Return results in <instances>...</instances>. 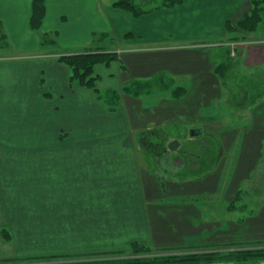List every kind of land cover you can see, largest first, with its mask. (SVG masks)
Returning <instances> with one entry per match:
<instances>
[{"label": "crops", "instance_id": "1", "mask_svg": "<svg viewBox=\"0 0 264 264\" xmlns=\"http://www.w3.org/2000/svg\"><path fill=\"white\" fill-rule=\"evenodd\" d=\"M114 1L46 0L33 30L32 0H0L12 44L31 37L40 45V34L53 39L66 25L82 49L99 31L119 45L116 59L94 67L95 89L71 84L59 53L0 58V210L11 230L42 255L264 242V99L246 118L225 115L226 81L214 73L222 59L212 46L226 41L227 19H241L248 1L183 0L136 16ZM240 34L226 54L236 43L241 66L264 72V17ZM178 86L184 91L174 93ZM112 92L116 106L100 97ZM173 139L178 146L168 150Z\"/></svg>", "mask_w": 264, "mask_h": 264}, {"label": "trees", "instance_id": "2", "mask_svg": "<svg viewBox=\"0 0 264 264\" xmlns=\"http://www.w3.org/2000/svg\"><path fill=\"white\" fill-rule=\"evenodd\" d=\"M183 0H116L113 6L130 12L132 15H139L149 12L159 7H174L182 3ZM249 9L236 23L227 22L226 30L228 37L226 42H235L243 38L240 34L255 32L264 17V0H247ZM45 0H32L31 14L29 17V27L37 30L41 27L45 15ZM45 39V38H44ZM107 39V40H106ZM53 42V39H48ZM113 38H108L106 33H97L94 40L83 51L72 54H62L58 56V60L64 63L70 69V83H76L79 86L95 89L96 75L94 67L98 64H109L117 58V53L112 49L105 47V41L111 43ZM222 42V40H220ZM0 47H8L6 34L0 25ZM225 60L220 61L214 68V73L219 76L220 80L226 81L228 72L232 68V58L229 54ZM184 88L176 87L173 92H183ZM103 97L107 104L112 101L115 106L118 103L116 96L106 94ZM110 107L113 108L114 106ZM145 137V132L141 133L140 138ZM146 138V137H145ZM144 138V139H145ZM164 147V146H163ZM161 154V153H160ZM1 236L5 240H10V234L5 229L0 230ZM135 256L124 257V252L111 254H96L90 256H70V255H39L31 257H21V259H29L28 261H47L43 264H204L213 262H234L236 264H258L264 261V248H246L226 251H190V252H171L152 254L154 251L150 247L134 243L128 249ZM138 255V256H136ZM16 258V259H15ZM9 259H0L3 263H13L18 257ZM20 260V259H19ZM25 262V261H24Z\"/></svg>", "mask_w": 264, "mask_h": 264}, {"label": "rangeland", "instance_id": "3", "mask_svg": "<svg viewBox=\"0 0 264 264\" xmlns=\"http://www.w3.org/2000/svg\"><path fill=\"white\" fill-rule=\"evenodd\" d=\"M46 1V0H45ZM51 1V0H50ZM59 1V0H57ZM227 10L228 14H232L235 11V4L234 3H228L227 5ZM229 23H234L235 19H233V16L229 17L227 19ZM42 25V24H41ZM99 26V25H95ZM94 26V27H95ZM66 25H63L60 27V32L59 35H54V34H49V37L53 38V42L50 40H47L49 38L41 39L42 34L39 36V44H37V39H34V43L30 42L31 37H29L28 41L25 43V45L20 46L19 44L22 43V40H14V44H12L13 40L11 37L7 39V45L8 47H0V58L4 57L5 55L8 54H14L19 51H31V52H36V48H38L41 51H48V52H55L59 54H66V52H69L70 54L75 53L76 51H83V47H79L76 44H73L74 42L68 32L63 33L62 28H65ZM38 30V29H37ZM100 32V31H99ZM98 32V33H99ZM97 34V33H95ZM108 38H112L111 33H107ZM55 39V40H54ZM107 40V39H106ZM218 43H215L214 48L216 51L221 55V59L225 60L226 59V52L228 49V45L225 41H216ZM105 47L107 49H112L113 51L116 52L117 49V38L113 36V40L111 43H108L107 41L104 42ZM223 52V53H222ZM68 53V54H69ZM232 58V68L228 72L227 77H226V83L223 85V96L222 98L227 97V99H224L226 102H222L221 106L224 109L225 115L227 117H231L232 114L238 116V118H246L247 115L249 114V109H250V104L252 102L264 99V72L263 71H258V70H246L241 66L240 63V58L239 56H231ZM229 98V99H228ZM235 101V102H234ZM234 103L239 104L240 106H235ZM214 152V151H212ZM149 153V152H148ZM151 156H153V153H150ZM161 164V163H160ZM264 168H258V170H262ZM170 167L167 168V172H170ZM182 169L177 170L175 173H181ZM262 175L264 174V170H262ZM256 194V193H255ZM5 212V211H4ZM0 210V230L2 228H5L9 234L11 239L10 240H5L2 238L1 233H0V259H9V258H17L16 262L13 263H3L0 262V264H43L46 263L47 261H28L29 259H21V257H31V256H39L42 255V253H37L39 249L32 248V246H36V243L31 240L29 245L28 242L20 241L19 238H16V234L11 230L12 226V220L10 221V215H5L4 213ZM255 211H249L247 214H253ZM245 214V211L243 212ZM244 220V218H241V222ZM11 225V226H10ZM27 239V237H26ZM264 248V242H248L244 243L243 245L240 244H233L232 246H226L224 249H214L210 247H203L200 252L209 250V251H226V250H236V249H246V248ZM194 252H198V249ZM41 250V249H40ZM118 252H124L123 256L124 257H131L135 256L132 251L126 250V248L120 249V250H113V251H105L102 253L98 254H111V253H118ZM29 254H34V255H29ZM159 253H152V254H145V255H158ZM138 256V255H136ZM77 257V256H76ZM16 259V258H15ZM20 259V260H19ZM25 261V262H24Z\"/></svg>", "mask_w": 264, "mask_h": 264}, {"label": "water", "instance_id": "4", "mask_svg": "<svg viewBox=\"0 0 264 264\" xmlns=\"http://www.w3.org/2000/svg\"><path fill=\"white\" fill-rule=\"evenodd\" d=\"M178 146V140L177 139H173L171 140L168 144H167V148L168 150H173Z\"/></svg>", "mask_w": 264, "mask_h": 264}, {"label": "built area", "instance_id": "5", "mask_svg": "<svg viewBox=\"0 0 264 264\" xmlns=\"http://www.w3.org/2000/svg\"><path fill=\"white\" fill-rule=\"evenodd\" d=\"M233 46H234V45H232V47H233ZM233 51H234V50L232 49V54L234 53Z\"/></svg>", "mask_w": 264, "mask_h": 264}, {"label": "flooded vegetation", "instance_id": "6", "mask_svg": "<svg viewBox=\"0 0 264 264\" xmlns=\"http://www.w3.org/2000/svg\"><path fill=\"white\" fill-rule=\"evenodd\" d=\"M236 55H238V53H237V50H236ZM231 56V55H230ZM235 56V55H234Z\"/></svg>", "mask_w": 264, "mask_h": 264}]
</instances>
